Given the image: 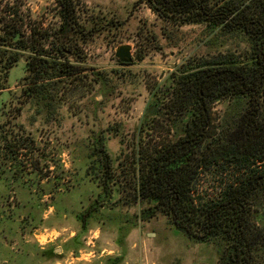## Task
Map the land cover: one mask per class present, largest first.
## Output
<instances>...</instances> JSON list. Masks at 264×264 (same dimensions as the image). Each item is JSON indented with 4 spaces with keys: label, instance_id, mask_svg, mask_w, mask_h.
<instances>
[{
    "label": "rangeland",
    "instance_id": "obj_1",
    "mask_svg": "<svg viewBox=\"0 0 264 264\" xmlns=\"http://www.w3.org/2000/svg\"><path fill=\"white\" fill-rule=\"evenodd\" d=\"M6 1L25 10L51 42L60 35L58 0ZM74 1L83 18L96 14L129 18V23L92 37L85 72L79 79H65L53 118L47 117L43 103L25 93L27 55L10 69L7 89L0 90V264H218L222 247L217 242L192 240L168 215L144 219L142 211L152 203H125L118 182L109 181V197L100 199L88 215L83 213L105 191L99 144L114 168L124 153L137 147L154 88L167 90L164 100L171 86L165 80L174 70L198 57L214 61L220 53L240 54L252 42L241 32L224 35L208 23L185 25L172 40L163 39L150 8L141 5L134 11L137 0ZM147 22V30L158 34L156 50L139 31ZM124 43L134 47V65L123 66L115 57ZM146 45L152 47L148 57L136 59L137 48ZM10 58L9 52L0 53V71ZM246 101L240 96L215 102L213 120H227L233 129ZM168 129L160 128L161 138ZM237 170L231 164L206 168L195 182L196 199L213 198L234 181ZM257 210L253 219L264 228V209Z\"/></svg>",
    "mask_w": 264,
    "mask_h": 264
},
{
    "label": "trees",
    "instance_id": "obj_2",
    "mask_svg": "<svg viewBox=\"0 0 264 264\" xmlns=\"http://www.w3.org/2000/svg\"><path fill=\"white\" fill-rule=\"evenodd\" d=\"M148 1L155 5V0ZM189 2L181 15L184 21L205 19L212 27H220L224 35L241 32L249 37L252 48L240 54L220 53L214 61L207 57L192 59V64L172 75L176 83L165 98L161 116L174 122L167 125V119L158 121L160 128L169 127L161 140L149 131L156 129L152 124L156 118L144 115L149 127H140L137 147L124 153L117 167L112 166L109 153L99 144L105 191L83 216L97 207L100 199L109 197V181L118 182L125 203H152L142 211L144 219L168 215L192 240L217 242L222 247L218 264H264V228L253 219L256 207L264 208V0ZM68 11L74 18V8ZM66 22L51 42L27 18L25 10L0 0V53L11 54L0 71V90L7 88L10 69L25 53L29 78L25 93L44 104L49 118L57 113L65 79H79L85 72L84 58H74V50L68 46L70 35L66 30L71 24ZM240 96L247 99L245 116L252 113V118L245 117L233 129L217 132L211 114L214 103ZM170 126L179 135L171 137ZM222 160L236 163L233 165L239 176L213 198L198 201L195 182L206 168Z\"/></svg>",
    "mask_w": 264,
    "mask_h": 264
},
{
    "label": "flooded vegetation",
    "instance_id": "obj_3",
    "mask_svg": "<svg viewBox=\"0 0 264 264\" xmlns=\"http://www.w3.org/2000/svg\"><path fill=\"white\" fill-rule=\"evenodd\" d=\"M60 2V7H61V17H62V24H61V29H63L62 27L65 24V21L67 20L66 23L71 24L70 30H66V32H68L67 34L70 35L69 38L66 37V39L68 38L69 41L68 42V46H72L73 48V57L74 58H78L77 60H80V58H84L88 55V44H90L91 39L94 35L97 34H103L104 32H109L111 30H118L120 29V27H122V25H125L127 23H129V18L124 19L123 21L119 18H108V17H104V16H99V15H89L91 16V18H86L84 15V18L80 15V8L81 5H78V2L74 1V0H58ZM190 0H155L153 1L155 3V5H152L148 0H137L136 4L134 6V11H137L138 9H140V7H144L147 6L148 8H150L154 13H155V22H160V31L162 34L163 39H168V40H172L175 36V32L177 30H180L183 26L185 25H190V24H201V23H208L205 19L203 20H199V21H193V22H188V21H184V17H181V15L184 13L183 11L189 6ZM163 2V3H162ZM144 5V6H141ZM70 8H74L75 10V16H73L74 18H72V16L69 14V9ZM167 10V11H166ZM173 12H171V11ZM66 14V17H63V15ZM176 14H179L178 16ZM88 17V16H87ZM208 26H211L210 23H208ZM147 25L148 22L146 23V27L143 26L141 28H139L140 32L143 34L145 33V35L143 36L144 41H147L148 43L151 42L153 43L152 46H154V50H156L157 48V36L158 34L153 31V30H147ZM155 27H158V24H154ZM212 27V26H211ZM215 28V27H213ZM55 38V37H54ZM53 42V41H52ZM121 45H130L132 47L131 49V55L129 56V58H132L131 62H123L121 61L117 56H116V52L119 46ZM117 47L116 52H115V57L117 58V60L120 62L121 65L123 66H131L134 65V63L136 62L135 57H134V47L131 43H124L121 44ZM156 47V48H155ZM150 49H152L151 46H144V48L140 47L139 49L137 48L136 50V59L142 61L145 60L146 57H148L149 55V51ZM189 60L185 61L184 63H188ZM83 63V62H82ZM185 66V65H184ZM183 66V68H184ZM182 67H180V69H176L174 70L171 75L165 80V82L170 81L171 86H169V91L170 89L173 90V86H175V81L174 78H172V75L175 72H180L181 69H183ZM262 76L260 79V84L262 83ZM7 89V88H6ZM4 89V90H6ZM152 98L149 102V105L147 107V110L145 112V115H147L146 117H155L156 119L153 120V127H155V125L157 126L156 129H150L149 131L151 132L150 135L154 136L157 139H162L161 138V133L163 132V130H160V127L158 125V121L159 123H164V119L161 117V109L164 108L165 106V99L164 95L167 93V90H164L163 88H159V87H155L154 90L152 91ZM170 93V92H169ZM164 94V95H163ZM163 95V96H162ZM245 109L243 110V114L240 116V120L239 123L244 120V118L248 116H250L252 118V113H249V115L245 116ZM249 117V120H251V118ZM147 119H144V116L142 118V121L140 123L139 129L140 127L143 126V124L145 125V127H149V122L147 121ZM187 120V119H185ZM150 121V120H149ZM174 121L171 119H167V125H170L171 123H173ZM157 123V124H156ZM213 123L215 124V130H217V132H221L224 133V131L227 129V127H231V124H228L227 120L224 122H218V121H214ZM226 128V129H225ZM158 129V130H157ZM169 131V129H168ZM166 133L162 134L165 135ZM175 135H179L175 129V127H171L170 126V136L174 137ZM223 163L228 164V165H233L236 163H231V162H226V161H221L219 163V166L223 165ZM235 166V165H233ZM262 168V167H261ZM238 169V168H237ZM264 171V170H263ZM238 173V172H237ZM236 175V174H235ZM239 176V175H238ZM236 176V178L238 177ZM236 178L234 180H236ZM228 183V182H227ZM264 190V188H263ZM264 193V191H263ZM258 209H260L259 207H256ZM264 209V208H263Z\"/></svg>",
    "mask_w": 264,
    "mask_h": 264
},
{
    "label": "water",
    "instance_id": "obj_4",
    "mask_svg": "<svg viewBox=\"0 0 264 264\" xmlns=\"http://www.w3.org/2000/svg\"><path fill=\"white\" fill-rule=\"evenodd\" d=\"M131 49L132 47L130 45H121L117 49L116 56L123 62H131L132 58H129Z\"/></svg>",
    "mask_w": 264,
    "mask_h": 264
}]
</instances>
